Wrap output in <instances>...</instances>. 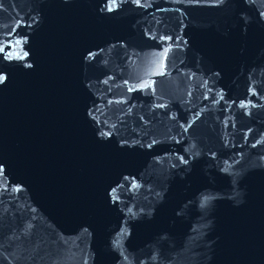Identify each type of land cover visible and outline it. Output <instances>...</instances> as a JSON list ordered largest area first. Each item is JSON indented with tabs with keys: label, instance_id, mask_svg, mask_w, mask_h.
<instances>
[{
	"label": "water",
	"instance_id": "95a60500",
	"mask_svg": "<svg viewBox=\"0 0 264 264\" xmlns=\"http://www.w3.org/2000/svg\"><path fill=\"white\" fill-rule=\"evenodd\" d=\"M0 264H264V0H0Z\"/></svg>",
	"mask_w": 264,
	"mask_h": 264
}]
</instances>
